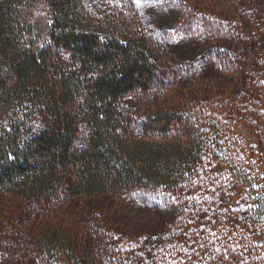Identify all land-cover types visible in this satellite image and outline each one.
<instances>
[{
  "label": "trees",
  "instance_id": "16d2710c",
  "mask_svg": "<svg viewBox=\"0 0 264 264\" xmlns=\"http://www.w3.org/2000/svg\"><path fill=\"white\" fill-rule=\"evenodd\" d=\"M239 1L0 0V264H264L233 134L264 156V0Z\"/></svg>",
  "mask_w": 264,
  "mask_h": 264
},
{
  "label": "rangeland",
  "instance_id": "374dc122",
  "mask_svg": "<svg viewBox=\"0 0 264 264\" xmlns=\"http://www.w3.org/2000/svg\"><path fill=\"white\" fill-rule=\"evenodd\" d=\"M237 2L240 4L239 0H234L233 3L232 0L227 3L226 0H223L221 6H219L217 9L214 10L215 15L219 17L224 23L230 24L232 18L235 19V23L237 21L239 22L238 18L232 17L231 15L232 6ZM193 5H194V10H200L199 6L197 5L195 6L194 3ZM197 12L199 13V11ZM260 17L261 18L259 20L258 25L260 24L261 27H264V12L260 14ZM260 51H262V49H260V47H257L253 59L256 56V58L259 61L262 60L260 59L262 57V54L259 53ZM251 64L257 65V63L255 62ZM236 118H239L238 114H236ZM233 134L234 137L238 140V142L243 145V150H244L243 153H244V157L247 160L249 169L251 170L252 168V170L254 171L253 180L251 184L244 187V189L240 192V196L247 194L250 190V186H252L256 191L258 189L259 191L263 190L264 189V156L260 152L257 138L250 132L249 129H247L240 122H237L234 125ZM60 264H69V262L65 258H62L60 259Z\"/></svg>",
  "mask_w": 264,
  "mask_h": 264
}]
</instances>
